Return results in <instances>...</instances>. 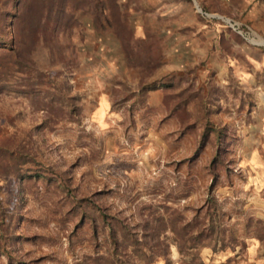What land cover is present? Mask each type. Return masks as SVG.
I'll list each match as a JSON object with an SVG mask.
<instances>
[{
    "label": "rangeland",
    "instance_id": "1",
    "mask_svg": "<svg viewBox=\"0 0 264 264\" xmlns=\"http://www.w3.org/2000/svg\"><path fill=\"white\" fill-rule=\"evenodd\" d=\"M87 1L19 32L30 62L0 92V144L22 145L39 176H0V264L103 253V237L95 247L70 210L75 197L101 196L131 224L163 207L190 219L210 171L218 215L240 244L198 260L264 264V0H115L117 22L107 0ZM26 94L62 119L43 127ZM153 264L188 263L171 245Z\"/></svg>",
    "mask_w": 264,
    "mask_h": 264
},
{
    "label": "trees",
    "instance_id": "2",
    "mask_svg": "<svg viewBox=\"0 0 264 264\" xmlns=\"http://www.w3.org/2000/svg\"><path fill=\"white\" fill-rule=\"evenodd\" d=\"M114 1H104L109 11L106 18L108 21L117 22L118 14ZM70 4L81 7L82 4H88V1L0 0V92H5L17 70L30 62L28 58L30 50L22 51L19 48L20 30L27 28L34 34L43 16L54 13L56 7L63 9ZM58 18L66 21V16L62 13ZM7 27L13 30L11 37L4 31ZM26 98L35 110L43 111L46 115L43 127H48L50 122L55 125L62 119V109L55 108L52 104L48 106L40 95L26 94ZM23 149L22 145H15L9 140H4L0 144V176H11L18 182L39 176L32 175L25 167L23 156L20 155ZM217 160L216 155L212 164ZM210 172L213 178L208 188V199L202 207L194 211L190 219L183 216L179 210L163 207L164 212L154 211L148 215H141L139 222L131 224L99 203L101 196L73 198L69 201V206L78 216V225L88 224L94 246L97 247L101 236L104 246L103 253L99 254L95 250V254L76 260L74 264H153L159 258H168L171 245L175 246L184 262L203 264L198 260L202 249H215L218 244L221 250L239 246L233 230L223 222L224 214L218 215L221 211L212 199L211 193L217 185L219 176L216 171ZM166 233L170 234L169 237H166ZM2 249L0 242V256L5 255ZM6 256L12 260L9 253H6ZM17 264H35V261Z\"/></svg>",
    "mask_w": 264,
    "mask_h": 264
}]
</instances>
